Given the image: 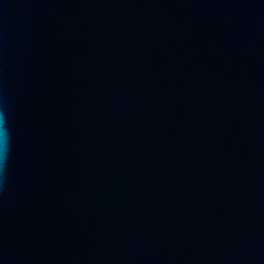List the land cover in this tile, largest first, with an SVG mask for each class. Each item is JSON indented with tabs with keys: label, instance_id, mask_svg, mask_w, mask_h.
Instances as JSON below:
<instances>
[{
	"label": "water",
	"instance_id": "1",
	"mask_svg": "<svg viewBox=\"0 0 264 264\" xmlns=\"http://www.w3.org/2000/svg\"><path fill=\"white\" fill-rule=\"evenodd\" d=\"M0 264H264V0H0Z\"/></svg>",
	"mask_w": 264,
	"mask_h": 264
},
{
	"label": "clouds",
	"instance_id": "2",
	"mask_svg": "<svg viewBox=\"0 0 264 264\" xmlns=\"http://www.w3.org/2000/svg\"><path fill=\"white\" fill-rule=\"evenodd\" d=\"M2 122H3V114L0 113V123H2Z\"/></svg>",
	"mask_w": 264,
	"mask_h": 264
}]
</instances>
